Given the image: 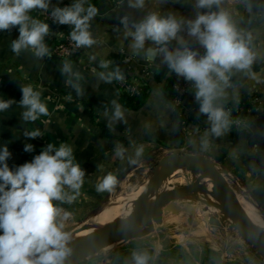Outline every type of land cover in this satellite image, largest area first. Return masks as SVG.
I'll return each mask as SVG.
<instances>
[{
    "label": "crops",
    "instance_id": "crops-1",
    "mask_svg": "<svg viewBox=\"0 0 264 264\" xmlns=\"http://www.w3.org/2000/svg\"><path fill=\"white\" fill-rule=\"evenodd\" d=\"M72 2L52 0L53 5L60 7ZM90 2L101 13L92 22L93 34L100 43L91 49L81 48L75 57L38 59L31 52L16 55L11 51V42L18 37V29L0 31V99L18 102L22 98L21 86H32L41 93V100L49 111L47 116L28 123L22 122L23 109L16 104L0 112V147L7 144L9 148L10 168L30 162L48 143L57 147L61 143L71 145L86 174L77 199L72 204L61 205L68 211L67 208L80 204L89 207L101 204L110 192L98 193L96 184L107 173H113L119 180L132 168L145 163L147 155L155 150L184 151L207 158L218 170L224 184L254 201L264 218V203H258L253 196V190L264 188V0H223L221 4L249 43L255 60L249 74L233 76L234 88L228 90L224 101V104H249L243 108L244 122L238 130L231 125L229 131L218 138L206 135L209 125L206 117L198 115L193 94L185 97L182 105L173 104L169 87L172 72L158 57L133 56L119 25V17L124 14L139 20L148 11L171 12L178 18H191L194 16L192 0H166L164 3L146 0L143 10L128 8L126 0ZM40 11L31 15L40 19ZM46 39L48 43L49 39ZM186 39L191 41L189 37ZM193 47H197L194 42ZM91 54L97 56L95 62L89 61ZM100 60L113 62L109 70L119 66L125 77L144 83L145 93L136 105H126L116 81L105 83L98 80L96 73L102 71L98 66ZM64 61L71 62L74 70L84 77L82 96H77L66 85L67 78L59 71ZM113 99L126 109V122H118L110 128L104 113L106 107L111 109ZM26 130H39L43 136L24 137ZM29 143L34 146V151L25 152L24 147ZM118 143L127 149L123 160L114 154ZM139 145H143L144 152L137 158L134 153ZM130 158L136 159V163H129ZM163 214L161 223L153 222L151 232L136 235L104 253L81 257L72 264H130L134 250L147 252L151 257L149 264H255L256 258L245 249L228 255L224 246L193 247L189 243L178 246L173 242L155 240L156 225L163 223L165 211ZM142 229L146 227L139 232Z\"/></svg>",
    "mask_w": 264,
    "mask_h": 264
},
{
    "label": "clouds",
    "instance_id": "clouds-1",
    "mask_svg": "<svg viewBox=\"0 0 264 264\" xmlns=\"http://www.w3.org/2000/svg\"><path fill=\"white\" fill-rule=\"evenodd\" d=\"M222 2L192 0L191 18L157 11H148L139 20L129 14L119 17L130 53L137 57L143 54L146 59L158 57L172 73L188 82L198 115L206 117L209 125L206 135L217 138L228 132L233 123L231 112L224 105L228 90L234 88L232 78L238 73L249 74L255 60V53L231 15L221 8ZM145 5L146 0H126L130 9L143 10ZM38 10L47 13L54 23L70 27L68 38L74 50L91 49L100 43L93 34L92 22L101 13L90 0H73L64 7L53 5L52 0H0V31L18 29V37L11 42L14 54L31 52L38 59L51 55L45 42L52 34L50 24L31 15ZM193 42L198 47H193ZM88 59L95 62L97 56L91 54ZM112 63L99 61L102 71L96 73L98 80L112 83L125 79L119 66L109 70ZM59 71L67 78L66 85L82 96L84 77L74 70L73 64L64 61ZM20 90L22 98L18 102L0 99V112L16 104L23 109L24 123L49 114L39 91L32 86H21ZM110 104L111 109L106 107L104 114L108 126L113 128L118 122H126V109L116 99ZM23 135L30 139L43 136L39 130H26ZM204 144L207 146V141ZM24 151L32 152L34 146L26 144ZM126 151L118 143L114 154L123 160ZM143 152V145H139L134 155L138 158ZM10 157L7 144L0 147V264H67L73 249L72 233L66 230V223L72 214L61 205L77 199L85 169L77 162L73 147L66 143L59 147L48 143L30 162L14 168L8 164ZM129 163H136V159L130 158ZM117 183V176L109 172L98 180L96 191L112 192ZM150 259L147 252L134 250L130 264H149Z\"/></svg>",
    "mask_w": 264,
    "mask_h": 264
},
{
    "label": "bare ground",
    "instance_id": "bare-ground-1",
    "mask_svg": "<svg viewBox=\"0 0 264 264\" xmlns=\"http://www.w3.org/2000/svg\"><path fill=\"white\" fill-rule=\"evenodd\" d=\"M167 170L172 171L168 176L157 178L153 188L149 185L151 178L149 177V181L145 179L138 185L130 188H124L120 191L118 196L115 195L117 196L115 203H106L105 205L100 206L97 212L89 217L84 228L79 233V238L77 235L75 237L76 240L75 238L73 239L75 240L74 242L87 238L94 233H107L113 228L117 231L124 230V223L132 218L136 211L137 204L148 199L150 196L160 198L167 193H171L173 195V198L171 199V210L173 212L178 209L176 207V202H178L177 200H185L196 204L201 202V205L203 203L206 204L205 206H207V211L199 210V212L197 211L198 213H196L199 223L205 227L214 226L212 222L209 223V219L213 217H215V219H218L219 217L222 221L226 220L227 223L234 224L229 215L228 201H230L236 212L243 219L247 220L258 229L264 231V221H262L260 212L256 209L255 205L246 196H244V194H238L225 184L217 183L215 180H210V178H208L201 171L194 172L191 169L189 162H160L157 166H155L153 172L163 173ZM202 184L209 185V202L215 208H212L213 206L211 207V205L206 203L207 196L203 191ZM186 187L189 188L187 189ZM182 209L185 213L190 211V209L186 206L182 207ZM113 217L115 221L113 220ZM145 230L146 229H142L141 232H138V235L144 233ZM243 238L245 239V237Z\"/></svg>",
    "mask_w": 264,
    "mask_h": 264
},
{
    "label": "rangeland",
    "instance_id": "rangeland-1",
    "mask_svg": "<svg viewBox=\"0 0 264 264\" xmlns=\"http://www.w3.org/2000/svg\"><path fill=\"white\" fill-rule=\"evenodd\" d=\"M170 154L187 155V152L167 151L161 149L155 150L153 153L147 155L146 157V162L148 161L147 163L145 162L143 164H139L135 168L129 170L126 174H123L121 178L118 180L115 189L108 194L107 198L101 204L93 207L84 206L80 204L78 206H74V207L72 206L73 208L72 207L67 208L68 211L72 214L71 219H69L66 223V230L72 233L71 242H74L76 240L75 237L77 235H78L77 237L79 238L80 231L84 228L89 217L97 212V210L100 208V205H102L103 203H104L103 205H105L106 203H111V204L115 203L119 192L122 191L124 188H130L132 186L138 185L140 182H142L145 179L149 181V177H151L155 166H157V164H159L164 157ZM202 188L205 195L207 196L206 203L208 205H211L212 207L213 205L210 204L209 202V192H210L209 185L202 184ZM177 201L178 202H176L177 204L176 207L178 209H176V211L173 212L171 209L167 208L165 210L166 215L164 217L163 223L161 225H156V230L154 234L155 240H159L161 243L173 242L178 246L184 245L186 243L191 244V246L193 247L196 246L202 247V245L203 246L212 245V246H216V248L217 247L221 248L224 246L226 247V251L228 252V255L230 253L235 254V252L239 253L241 250L245 249L251 252L254 258H256L255 264H264V258L254 249V246L250 242L246 241L242 236H240L237 230L231 228L230 224L227 223L226 220L222 221L218 217L217 220L220 222V224L212 227L211 226L205 227L199 223L196 213H198L199 210L202 211V207H207L205 206L206 204L203 203L201 205V202L196 204L185 200L184 201L177 200ZM169 204L170 206H172L171 201ZM198 205L199 206L201 205L200 209ZM254 205L256 209L260 211L259 208L256 206V204ZM184 206L189 208L190 212L185 213V211H183L182 209V207ZM212 208L215 207L213 206ZM261 217H262V221H264L262 215ZM74 238L75 240H73ZM106 250H108V247L106 248L103 246H99L85 253L83 255V258L92 254L104 253L106 252Z\"/></svg>",
    "mask_w": 264,
    "mask_h": 264
},
{
    "label": "water",
    "instance_id": "water-1",
    "mask_svg": "<svg viewBox=\"0 0 264 264\" xmlns=\"http://www.w3.org/2000/svg\"><path fill=\"white\" fill-rule=\"evenodd\" d=\"M166 161H177L179 163L189 162L191 165V169L194 172L201 171L208 178H210V180H215V182L217 183L224 184L215 166L207 158L198 154H170L161 160V162ZM171 171L172 170H167L163 173L153 172L150 178V187L153 188V185L157 178L162 176H168ZM228 187L233 190L231 186ZM186 188L188 189L189 187ZM179 192L182 193L181 191ZM172 198L173 195L171 193L164 194L160 198L150 196L148 199L137 204L136 211L132 218L124 223V230L117 231L113 228L110 229L107 233H94L87 238H83L76 242H71L70 246L72 247L73 252L72 255L68 258L67 264H72L79 258H83V255L85 253L99 246H103L106 248L108 247V249L116 247L138 235L139 230L143 227H146L145 233L151 232L153 222L157 224L161 223L163 211H165L167 208H172V206H170L169 204ZM228 209L230 219L234 222V224H230V227L237 230L240 236L245 237V239H247L246 241L250 242L254 246V249L264 258V231L258 229L253 224L243 219L236 212L235 208L233 207L230 201H228ZM207 210V207H202V211ZM216 220L217 218L215 219V217L210 218L209 223L212 222L214 226L220 224V222Z\"/></svg>",
    "mask_w": 264,
    "mask_h": 264
},
{
    "label": "built area",
    "instance_id": "built-area-1",
    "mask_svg": "<svg viewBox=\"0 0 264 264\" xmlns=\"http://www.w3.org/2000/svg\"><path fill=\"white\" fill-rule=\"evenodd\" d=\"M38 16H40L42 21L52 24V26H50L52 34L47 37L50 42V56L56 59H68L71 57H75L80 53L81 49L74 50V46L68 38V33L70 32L69 26L54 23L49 18L47 13L41 12L38 14ZM172 77V102L175 106L178 107L182 105L185 97L192 96L193 89L191 85L182 77L177 76L175 73H172ZM116 83L119 89L129 96L137 97L141 93V83L136 81L135 79L125 77L123 81H116ZM224 105L226 110H229L231 112L233 127L236 130L240 129L244 122V117L241 116V112L244 110L243 104L239 102V104L225 103Z\"/></svg>",
    "mask_w": 264,
    "mask_h": 264
},
{
    "label": "trees",
    "instance_id": "trees-1",
    "mask_svg": "<svg viewBox=\"0 0 264 264\" xmlns=\"http://www.w3.org/2000/svg\"><path fill=\"white\" fill-rule=\"evenodd\" d=\"M41 20V18H40ZM50 24V23H49ZM50 26H52V24H50ZM47 41V39H46ZM48 46L50 45V42L48 40ZM129 78V77H128ZM172 80H173V77L172 75L170 76V80H169V87H170V95L172 96L173 95V92H172V89H171V83H172ZM141 83V93L139 96L137 97H132V96H129L127 95L126 93L122 92V98H123V101H125L126 105L128 106H133V105H136L138 102V100L142 97V95L145 93V86H144V83L143 82H140ZM242 102V101H241ZM243 104V107H246L247 103L245 102H242ZM246 115V114H245ZM241 116L244 117V110L241 112ZM253 196L254 198L256 199V201L258 203H264V188L260 187V188H256L255 190H253ZM233 264H239L237 262H234Z\"/></svg>",
    "mask_w": 264,
    "mask_h": 264
}]
</instances>
